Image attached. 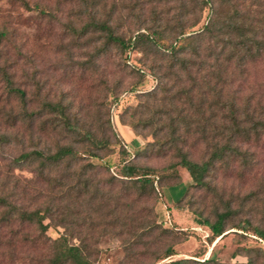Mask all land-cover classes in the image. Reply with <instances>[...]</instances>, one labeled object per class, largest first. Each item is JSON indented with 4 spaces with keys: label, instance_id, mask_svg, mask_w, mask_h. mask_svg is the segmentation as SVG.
<instances>
[{
    "label": "trees",
    "instance_id": "trees-1",
    "mask_svg": "<svg viewBox=\"0 0 264 264\" xmlns=\"http://www.w3.org/2000/svg\"><path fill=\"white\" fill-rule=\"evenodd\" d=\"M16 1L29 9L25 0ZM60 1L74 5V22L66 26L73 37L96 44L92 66L83 64L82 76L109 58L125 71L124 55L136 50L141 54L142 66L155 82L140 95L145 101L139 108L146 116L143 128L151 130L152 137L143 154L174 160L162 173L181 167L192 187H206L215 163L239 155L238 139H250L258 124L263 129L264 121L250 120V128L245 127L246 120L238 115L240 89L233 84L244 83L264 65V0ZM39 6L32 9L50 14ZM6 37L0 32V45ZM10 68L0 65L4 90L0 94V258L8 257L12 264L21 249L44 248L42 264H95L97 231L100 237L121 238L131 262L145 255L152 259L147 264H155L175 255L171 246L160 253L150 251L157 236L168 234L149 219L153 211L145 207L156 194L158 171L127 161L128 151L120 146L123 160L110 173L107 162H95L111 152L105 131L117 136L109 117L102 122L98 109L93 120L90 109L82 108V103L76 108L65 96L49 100L39 98L37 92L28 94L16 85ZM133 71L143 77L138 69ZM22 126L26 135L20 132ZM200 146L203 154L198 160L192 151ZM8 148H18V153L10 155ZM16 171H26L31 178ZM103 172L108 177L100 180ZM229 218L230 213L224 212L213 222L200 218L198 223L208 230L212 243L225 236ZM53 226L63 229L56 239L47 236ZM80 226L86 231H78ZM232 228L264 243V227L244 221ZM244 257L245 264H264L262 247L245 249Z\"/></svg>",
    "mask_w": 264,
    "mask_h": 264
},
{
    "label": "rangeland",
    "instance_id": "rangeland-1",
    "mask_svg": "<svg viewBox=\"0 0 264 264\" xmlns=\"http://www.w3.org/2000/svg\"><path fill=\"white\" fill-rule=\"evenodd\" d=\"M25 1L29 9L16 0H0V32L7 33L0 45V65H10L16 85L26 89L28 94L37 92L39 98L47 96L49 100L68 97L76 108L82 103V108L90 109L93 120L96 119L94 110L101 109L102 122L109 117L113 134L117 136L114 138L112 131H105V136L110 137L112 142L111 152L102 161L95 162H107L111 167L110 173H114L123 160L118 153L120 146L128 151V157L124 158L127 161L158 171L156 194L145 202V207L153 211L149 213V219L168 234L157 236L158 241L154 242L150 251L156 249L160 253L171 246L175 255L155 264L182 259L189 261L186 264H245V249L262 247L264 251V243L255 236L232 228L244 221L264 227V126L260 130L262 125L258 124L255 132L258 134L252 130L248 140L237 138L241 150L239 155L224 159L226 162L215 163L205 180L206 187H192L189 174L181 167H177L174 173H162L161 169L174 160L169 157H145L143 154L152 137L151 130L143 128L146 116L139 112V108L145 101L140 95L150 91L155 82L142 66L143 58L139 51H131L121 59L125 71L118 70L113 59L109 58L100 61L99 68L85 70L86 74L82 76L83 64L85 68L92 66L96 44L92 40L75 39L67 29L66 26L74 22V5H64L60 0ZM34 4H39L50 14L32 9ZM133 68L138 69L143 77ZM142 80L143 84L136 86ZM237 86L240 89L237 95L238 115L241 120H246L245 127L251 126V122H263L264 117L259 115H264V65L254 70L244 83L236 80L233 88ZM3 91L0 81V94ZM24 129L27 128L22 126L20 132L26 135ZM45 139L48 141L49 138ZM115 141L118 144H114ZM26 145L30 150L29 143ZM8 152L16 155L18 148H8ZM202 154V146L192 151L193 157L198 160ZM15 173L31 178L26 171ZM107 177L108 174L103 172L99 179ZM185 190L186 196L182 198ZM224 212L230 213L229 229L223 238H216L210 243L209 232L198 223V219L213 222L218 214ZM79 230L86 231V227L80 226ZM62 233V228L53 226L48 229L47 236L56 239ZM98 234V231L94 234L99 241L95 246L99 252L95 264H147L152 261L147 259L149 256L144 258L145 255H139L137 262L128 261L121 238L100 237ZM46 255L44 248L21 249L12 264H42ZM10 262L8 257L0 258V264Z\"/></svg>",
    "mask_w": 264,
    "mask_h": 264
}]
</instances>
